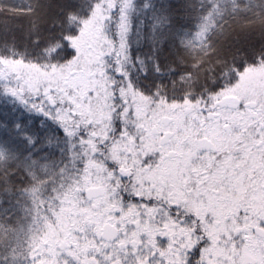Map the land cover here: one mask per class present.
Returning <instances> with one entry per match:
<instances>
[{
	"label": "trees",
	"instance_id": "1",
	"mask_svg": "<svg viewBox=\"0 0 264 264\" xmlns=\"http://www.w3.org/2000/svg\"><path fill=\"white\" fill-rule=\"evenodd\" d=\"M108 2L117 17L126 0ZM104 3L0 0V64L14 57L33 58L43 65L67 58L69 38L73 42ZM132 7L131 18L135 14L134 21L142 26L134 33L143 59L142 66L128 68L130 83L154 102H220L230 108L233 105L227 103L233 101L219 99L221 93L237 83L243 72L264 68V0H133ZM113 20V16L107 20L109 37L110 33L116 36ZM136 44L130 43L133 57ZM117 59L105 60L110 62V71ZM134 61L130 59L127 65ZM112 76L116 85L126 84L122 72H112ZM0 77L6 81L7 77ZM170 81L173 84L168 86ZM115 84L109 96L115 103L112 115L118 132V118L125 112L130 117L134 109L125 100L117 106ZM2 93L0 88V264H29L35 261L30 254L36 244L39 257L42 245L52 257V247L76 220L70 214L83 212L74 197L84 188L77 181L88 179L90 172L84 168L86 158L79 154L77 160L74 151L79 150L69 143V137L78 132L79 120L69 109L50 107L44 95L34 100L37 106L26 105L31 109H25ZM228 123L234 127L231 118ZM71 157L74 164L69 162Z\"/></svg>",
	"mask_w": 264,
	"mask_h": 264
},
{
	"label": "flooded vegetation",
	"instance_id": "2",
	"mask_svg": "<svg viewBox=\"0 0 264 264\" xmlns=\"http://www.w3.org/2000/svg\"><path fill=\"white\" fill-rule=\"evenodd\" d=\"M117 74L121 75L120 72ZM125 102L130 103L128 100ZM227 104L237 108L236 106L241 102L229 101ZM188 109V113L196 111L200 114L202 118L201 124L198 125L200 129L188 127L184 138L186 144L180 145L182 148L187 145L188 148L186 169L180 166L176 168L169 162V173L162 175L167 179V185L160 180L159 183L165 188L160 194L152 193L158 190L154 184L155 181L150 182L144 192L131 190L129 186L132 175L130 174L134 170L122 160L115 161L116 155L113 154V150H117L121 154L128 152L130 155L138 156L141 159V167L145 169L153 167L154 163L151 159H157L161 154V161L155 163L158 168L167 166L165 160L177 161L179 151L183 150L173 141L172 132L161 136L158 140L153 137L155 135H149L145 131L144 121L148 118L147 121L151 122L153 117H158V111L155 108L151 112L152 115L144 117L145 106L138 104L136 114L131 111L130 117H123V122L118 118L117 131L123 127L124 119L128 120L129 131L111 132L108 138L106 134L96 132L90 119H87L89 126L87 129L81 128V124H76L78 132L74 133L73 139L76 138L75 141L78 142L84 139L89 141L86 147L80 144L75 145L79 154L81 155V152L86 156L92 154L89 156L90 161L95 164L94 166L98 167L99 164V168L104 169L101 175L107 176L106 170H115V175L107 177L99 190L105 189L107 194L114 190L116 193L120 192V196H97L103 199L101 204L90 202L88 206L76 198L75 204H82L83 212L72 213L71 217L86 215L88 225L92 224L91 217L105 221L106 226L101 231L98 228L101 226L99 222L95 224L93 222V225L95 232L100 231L102 237L108 241H114L120 233L121 236L127 233L128 222L133 220L136 222L137 229L143 227L145 233L151 235V241L147 245V251L151 253V257L144 261H135L130 259L129 253L126 252L128 243L131 244L132 257L143 251L138 250L145 246L143 240L137 245V240L134 239L131 243L121 242L118 247L110 246L112 247L110 248L92 245V243L69 245L67 241L69 236H67L59 245L63 252L61 250L62 255L59 254L62 261H58V264H264V178L259 179L260 176H264V140L253 141L251 138H256L257 130L251 129L249 125L238 136L231 138L228 134V131L232 130L228 123L229 118L223 117L225 135L222 142L217 144L215 141L208 140L205 132L212 121H215L216 113H220L219 109H226L223 103L205 101L199 104L189 101ZM109 114L110 122L114 123L116 118L112 115V110H109ZM189 120L197 124L194 119ZM262 136L258 135V138ZM194 146L198 148L197 154L194 153ZM168 148L170 149L166 151ZM180 156L183 161V155ZM235 158H239L242 163L236 162ZM179 165L182 164L179 163ZM94 166L89 170L90 173L95 171ZM125 166L129 167V170ZM123 169L126 171L122 172ZM241 171L246 174L250 185L242 188L238 195L233 196L232 194L237 192L234 191L235 185L241 180L239 174ZM92 176L90 175L87 181H77L80 187H84L85 183V188L91 190L90 194L97 192L95 188H90L93 182ZM255 177L257 182L251 185ZM167 189L173 195L170 199L165 195ZM181 191L184 194H181ZM256 191L260 194L254 198L253 194ZM97 197L91 195L88 199ZM118 220L126 223H115ZM73 223L68 224L69 232L77 231V229L73 230ZM181 229H185L183 237L180 236ZM164 231L167 232L166 236L162 234ZM95 236L98 237V234L95 233ZM179 237L184 238V242ZM70 247L73 248V252L67 250ZM251 248L254 253H263L260 260H253L247 256ZM55 249L56 246H53L52 250ZM180 253H184V260ZM210 253H219L221 259L219 257L218 260L215 256L214 261L209 260ZM168 255L172 258L171 260L165 259ZM108 258L111 260L107 261ZM155 258H162V260ZM38 264H49V261H41Z\"/></svg>",
	"mask_w": 264,
	"mask_h": 264
},
{
	"label": "rangeland",
	"instance_id": "3",
	"mask_svg": "<svg viewBox=\"0 0 264 264\" xmlns=\"http://www.w3.org/2000/svg\"><path fill=\"white\" fill-rule=\"evenodd\" d=\"M132 2L133 0H126L125 4L122 5V11L119 12V15H117V17H115L116 14L111 12L108 0H105L103 7L98 6L94 10L93 15L84 23L81 34L78 37L76 36L73 42H71L72 39L69 38L71 41H69L68 45V57H65L64 59L54 60L51 62L52 65L45 63L46 65H48L46 66L43 65L44 63H36L33 58L28 59L22 57L23 59H16L14 57L10 60L6 59L4 61L5 65L0 64V74L2 75V77H7L4 78L6 79L5 82H3L2 78L0 77V88H2V94L5 98L11 100L14 98L17 105H20L25 109H31L26 105L37 106L34 100H36L39 95L41 96V99H43L44 95L43 101L48 103L50 107H61V110L69 109L73 117L76 116L77 118H79V120H76V123L81 124V128L87 129L89 126L86 121L80 120H83L85 118L90 119L94 128H96V132L106 134L108 138V135L111 132L116 131L113 121L110 122L109 114V110L115 109V107L113 106L115 103L111 102L109 96L110 91H112V85L116 83L115 77L112 76V72H122L126 84L117 83V85L115 84L116 86L113 87V92L115 93L117 91L118 97L120 99L119 100L117 98L116 94L115 100H118L117 106L122 103L121 101L128 100V102H130V105L132 104V107L134 109L133 113L136 114L137 105L139 104L140 106V104H143L145 106L144 117L152 115L151 112L153 108H155L158 111V117H153V120L151 122L147 121L148 118L146 121H144L145 131L149 135H155L153 137L158 138V140L161 136H165L166 134H170L172 132L174 134V136L172 137L173 141L177 143V146L180 147L181 150H183L179 151L180 155H183V161L182 157L179 155L177 159L178 162L165 160V164L167 166H161V168H158L157 166H155V163L156 161H161V154V156H159L157 159H151L154 165L149 169L141 167V159L138 156L130 155L128 152L121 154L119 153V151L113 150V154L116 155V157H114L115 161L122 160L130 167L132 166L131 168H133L134 170V172L130 174L132 175V182L129 186L131 190L135 192H144L146 186L150 182L155 181L154 184L156 185L158 190L152 191V193L154 194L155 192H157L156 194H160L165 188L159 182L164 181L167 185V179L163 178L162 175L169 173V162L173 163L176 168L180 166V168L184 170L186 169L188 148L187 145H185L184 148H182V146L180 145L182 143H185L184 138L186 137L188 127L190 129H200L198 125L201 124L202 118L196 111L188 113V100L178 101L179 103H170L169 101L161 102L159 101V99H156L157 102H154L149 97H147V95H144L142 91L139 92V90L131 86L130 70H128V68L134 67L135 64L142 66L143 59L141 55V53H143V49L139 48V43L135 38L137 33H134L136 32V27L140 28L142 26L134 21L133 17H137L135 14H132L131 18L130 14L134 13ZM111 15L114 18V20L111 22V26H115L116 36L110 33L109 37L107 31L110 32V23H108L107 20L109 21L112 19ZM104 24L107 25H105V28L107 27V29L101 28L99 31L104 32L101 33L98 31V27L104 26ZM155 24H157V22ZM102 34L105 36L104 38L106 40L103 39ZM130 34L132 35V37H130ZM104 41L108 42V46H105L106 42ZM132 42L137 43L136 46H133L135 52L134 57L130 52V48L132 47L130 43ZM116 56L118 57V59L116 62L111 61L112 71H110V62L105 60H107L108 58L111 60H115ZM132 58L135 59L134 63L127 65L130 59L132 60ZM170 84H173V81H170L168 86H170ZM20 89L24 91L23 94L19 93ZM170 90L172 93L173 90ZM104 96L106 97V99ZM219 99L240 101L241 104H238L236 106L237 108L231 106L230 108L219 109L220 113H216L215 121H212L205 132V136H207L208 140L215 141L217 144H220L222 142L226 130L222 123L223 117L231 118L234 121L235 127L229 124L232 128V130L228 131V134L231 136V138L238 136L243 132V130H245L244 128L249 125L251 126V129L254 128L255 131L257 130L256 138L252 137L251 139L253 141H256L257 139L264 140V68L243 72L238 82L235 83L232 87L228 88L227 91L224 90V92L221 93V98ZM40 104L41 103H38V105ZM175 109H177L176 112H173V110ZM125 116L127 117L126 112ZM13 118L15 117L13 116ZM189 119H194L197 124L195 122L191 123ZM129 121L131 120L129 119ZM121 122H123V118H121ZM128 126V120L124 119V125L120 129L121 131L119 130L118 132L124 133L126 131H129L127 129ZM66 129L68 130L67 132H69V129ZM258 135L263 136L261 138H258ZM68 136H70V133L68 134ZM69 139V143L70 145H72V149L74 148L73 145L80 144L82 145V147H84L86 143H89V141L85 139L79 142L75 141L73 140V136L69 137ZM169 149L170 148L166 149V151H168ZM193 150L194 153H198V148L196 146L193 147ZM72 152L73 151H71V153ZM74 153L76 154L78 160L79 153L75 151ZM81 154L86 158L84 162V168L88 169V171L91 170L95 165L92 161H90L91 158L89 156H91L92 154H88L87 156L83 152H81ZM235 161L242 163L239 158H235ZM69 162L71 164L75 163L73 161V157H71ZM179 163H181L182 165H179ZM94 167L95 171L89 173L90 175H93V182L90 188H95L97 192L90 194L91 190L89 188H85L84 183V188H82L83 192L75 193V197L73 196L74 198H78L81 203L84 202L87 206L90 204V202L101 204L103 199L98 198L97 196H120V192L116 193V191L114 190H111L110 194H107L105 189L99 190L102 182L106 180L107 177L115 175V170L113 168V170L109 169L110 171L106 170L107 176H104L101 175V171H104L103 167L99 168V164L98 167ZM125 167L127 168V170H129V167ZM59 171L61 174L64 173L62 169ZM239 174L241 176V180L237 185H235L234 191L237 192L236 194H232L233 196L238 195L242 188L248 187L250 185V181L246 177V174H244L243 171H241ZM262 178H264V176H260L259 179ZM85 179L88 180L87 178ZM53 180H57V178H54ZM255 182H257L256 177L254 178V180H252L251 185H254ZM181 194H184L183 191H181ZM259 194L260 192L256 191V193L253 194L254 198L258 197ZM61 195V193H58V198ZM91 195H94L97 198L88 199L89 197H91ZM165 195L168 199H170V197H173V195L169 193L168 189L165 191ZM59 199L61 201L65 200V198ZM100 220L101 219H95L94 217H91L90 222H92V224L88 225L89 221L87 220L86 215L77 216L76 220H74L75 224L73 223L72 225L73 230L77 229V231L69 232V228H66L65 233L61 235V239L57 242L56 249L52 253L53 256L49 258L50 254L47 246L42 245V247L40 248L42 255L41 257H39V253H35L37 246L36 244L32 249V254H30V258L34 259L35 261L29 264H38L41 261L45 262L49 260L52 262L56 261L55 263H51L49 261V264H58V261H62L59 254L62 255L63 252L62 247H60L59 245L67 236H69L67 239L69 245H87L89 243H92V245L100 247L112 246L114 248L118 247L121 242L123 244L128 242L131 243V240L136 239L137 245L143 240L145 246L138 249L143 251H141L137 255L134 254V257H132L131 255L133 254L131 253V244L128 243L127 245L129 247H127L126 252L129 253L130 259H133L135 261H144L147 258L151 257V253H148L147 251V245L149 241H151V235L145 233L144 229H142L143 227L139 228L141 230L137 229L135 227V221L132 220L128 222L129 225L126 228L127 233L125 232L123 236H121L120 233V236L117 239H115L114 241H108L102 237V234L100 232L101 229L106 226V223L105 221ZM93 222L94 224L95 222H99L101 224V226L98 227L100 228V231L97 230L95 232ZM112 222L114 223V221ZM115 223L125 224L126 222H121L118 220V222ZM175 223L179 226L177 222ZM224 223L226 225V222ZM181 231L182 232L180 233L182 234H180V236L183 237V231H185V229H181ZM95 233L98 234V237L95 236ZM162 234L166 236L167 232L164 231L162 232ZM35 236H37V234ZM182 237H179V239L184 242V238ZM67 250L69 252H73V248L71 247ZM262 254L263 253L261 252L254 253L253 249L251 248V251L247 253V256H250V259L258 261L261 259ZM109 255H107V257ZM180 256L182 260H184V253H180ZM215 256L218 257V260L219 257L221 259L219 253H210L208 259L214 261ZM155 259L160 261L162 260V258ZM165 259L171 260L172 258L168 255ZM109 260H111V258L107 259V261Z\"/></svg>",
	"mask_w": 264,
	"mask_h": 264
},
{
	"label": "water",
	"instance_id": "4",
	"mask_svg": "<svg viewBox=\"0 0 264 264\" xmlns=\"http://www.w3.org/2000/svg\"><path fill=\"white\" fill-rule=\"evenodd\" d=\"M19 93H20V94H23L24 91L20 89V90H19ZM125 171H126L125 169L122 170V172H125Z\"/></svg>",
	"mask_w": 264,
	"mask_h": 264
}]
</instances>
